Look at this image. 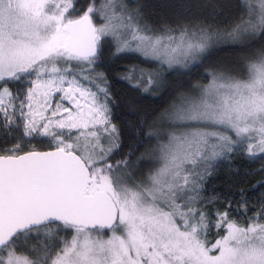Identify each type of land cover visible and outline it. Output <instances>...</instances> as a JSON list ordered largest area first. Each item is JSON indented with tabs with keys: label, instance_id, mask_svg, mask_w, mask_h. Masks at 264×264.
Listing matches in <instances>:
<instances>
[{
	"label": "snow or ice",
	"instance_id": "obj_1",
	"mask_svg": "<svg viewBox=\"0 0 264 264\" xmlns=\"http://www.w3.org/2000/svg\"><path fill=\"white\" fill-rule=\"evenodd\" d=\"M239 7L221 35L157 31L125 0L83 11L76 0H0V264H264V205L241 224L247 212L219 198L209 208L205 188L238 155L264 160V47L242 58V76L217 67L176 97L147 171L122 154L100 71L108 48L155 63L121 77L147 92L166 69L202 64L214 40H264V0Z\"/></svg>",
	"mask_w": 264,
	"mask_h": 264
},
{
	"label": "trees",
	"instance_id": "obj_2",
	"mask_svg": "<svg viewBox=\"0 0 264 264\" xmlns=\"http://www.w3.org/2000/svg\"><path fill=\"white\" fill-rule=\"evenodd\" d=\"M90 2L91 0H76L81 11L85 10ZM126 3L134 10L138 8L144 22L157 31L166 26L180 28L201 25L210 32L223 35L231 30L242 14L239 0H126ZM262 47L264 40H257L250 47L243 49L231 47L226 41L214 44L201 57L202 64L192 65L187 69H166L147 92L131 87L121 77L129 75L131 68L154 72L158 66L133 54L122 53L113 56L112 49L108 48L100 71L106 74L110 84L113 100L112 119L120 131L122 154L132 152V159L145 155L154 143L157 122L172 107L178 95L189 92L195 84L208 83L207 74L217 67L240 71V64L245 62L242 58L251 56ZM149 132L153 133L151 138L148 136ZM18 138L17 133L8 136V146ZM4 143L5 138L0 132V147L4 146ZM36 147L45 146L37 144ZM262 168L264 160H252L242 155L220 164L205 185L206 195L214 198V203L208 207L220 206L215 203V198L232 201L237 214L247 212V217L238 216L239 223H246L247 218L254 214L253 210H258L264 205ZM245 201L246 205L241 208L240 205H244ZM208 239L213 240L214 235H209Z\"/></svg>",
	"mask_w": 264,
	"mask_h": 264
},
{
	"label": "rangeland",
	"instance_id": "obj_3",
	"mask_svg": "<svg viewBox=\"0 0 264 264\" xmlns=\"http://www.w3.org/2000/svg\"><path fill=\"white\" fill-rule=\"evenodd\" d=\"M125 3H126V0H125ZM224 41H225V40H224ZM224 41H223V39H220V40H214V41L210 44L209 48L213 47L214 44L224 43ZM209 48H208V49H209ZM208 49H206V51H208ZM206 51H205V52H206ZM205 52H204V53H205ZM204 53H201V54L197 57V59L200 60ZM244 63H245V62H244ZM244 63L240 64V71H236V72H237L238 74H240L241 76L244 74ZM192 65H193V62H192V61H189V63H188V67H183V66L177 65V66H175L174 68H175V69H181V68H182V69H187V68L191 67ZM206 84H207V83H204V84H195V85H193V88H192L189 92H185V93H188V94H195V93H194V89L196 88L197 85H206ZM173 104H174V103H173ZM173 104H172V105H173ZM170 109H171V108H170ZM170 109H169V110H170ZM169 110H168V111H169ZM168 111H167V112H168ZM167 112H165V113L161 116V119L157 122L158 129H157V132L155 133L154 138H153L154 143H153L152 146L147 150V153H146L145 155H142L143 159L140 161V163H139V165H138V167H139L140 169L144 170V171H147V169L151 166V165H150V160H151V157H152V151H153V149L155 148L156 143H157L156 136H157L158 134L162 133V132L165 130V128H166V122H165V120L163 119V117H164V115H165ZM17 134H19V133L17 132Z\"/></svg>",
	"mask_w": 264,
	"mask_h": 264
}]
</instances>
